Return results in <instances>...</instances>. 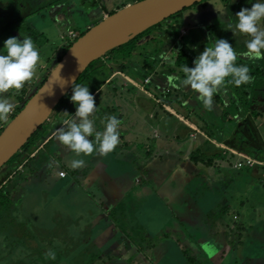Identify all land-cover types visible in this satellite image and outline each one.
<instances>
[{"label": "rangeland", "instance_id": "374dc122", "mask_svg": "<svg viewBox=\"0 0 264 264\" xmlns=\"http://www.w3.org/2000/svg\"><path fill=\"white\" fill-rule=\"evenodd\" d=\"M98 1L105 4L108 0ZM114 1L115 3H113ZM128 1L132 2L134 0H113L109 6L114 5L113 7L116 8L120 4ZM255 2H257V0H249L245 3L244 8H251ZM260 2H264V0H260ZM231 3H233V0H202L182 10L178 14L172 15L171 18L162 21L158 26H151L150 29L139 36L141 39L136 46L140 54L138 56L134 55V57L130 59L131 61L126 68L122 69L124 70L121 71L122 74H119L120 71H117L118 76L112 78V81L108 83L110 85H107L106 82L114 73L110 75L109 72L111 69L115 71L118 70V68L113 60L110 61L109 58L105 57L103 60L105 62L102 66L97 67L95 75L92 76L95 79L99 78V82L101 81V83H99L96 80L100 85V89L103 86L102 97L104 106L101 111L100 108L95 112L98 115L100 111L101 116V120L95 121L96 129L98 131H103L106 122L105 117L115 115L121 120L119 131L122 132L120 138H122V136L126 137V133H137L133 137L140 140L144 138V135L150 138L148 144L152 142V148L149 147V149L144 151L145 156L143 158L147 163L152 161V164H155L157 161V158L154 157L157 153L155 147L160 140L153 135V127L160 126L159 129L157 128V131L160 132L162 129L161 131L164 133L160 136L165 139L164 141H168L169 144L173 145V152H176L178 150V144L184 143L186 139L190 141L189 143L195 144L194 139H190L189 137L185 139L184 134L174 132L170 128H167L174 124L177 127L185 128L187 132L191 131V128L179 119V116L170 112L168 108L172 106L178 112L189 117L191 121H198L199 119L202 121V125L203 123L205 124L204 121H206L208 125L205 124V126L211 129V136H214L218 141H220V138L217 136L219 131L225 130L227 133L226 136L229 139L232 138V141H234L233 145H238L236 147L238 151L254 156L252 157L253 159H256L255 157L264 159V105L258 104L256 106L259 109V113L257 118H255V114L253 117L256 126H258L257 130L259 133H252V131L242 123L243 121L239 120L234 109H231V96L227 97L221 94L218 97L215 95L213 97V110L207 111L197 99L198 94L196 92L190 88L182 87L178 89L172 87L168 82L170 76L179 77L180 79L184 78L182 68L176 64L179 48L185 45L194 52V55H199L208 43L214 42L215 39L223 38V35L216 37L215 35L217 34L214 31L215 29L217 31V26L220 25L221 22L224 20L228 21L227 19L233 17L232 5H229ZM99 6V4L94 5L93 8H95L96 11L93 12L87 7L84 10L77 8L68 10V12L52 13V15L44 10L40 14L27 16L22 23L16 26L14 32L7 33V31V35L0 34V54H6L4 41L13 36L19 39H23L25 36L31 37L39 50L41 62L36 69V74L34 78L28 81L26 85L24 84L21 89L27 91L25 97L30 96V94L38 88L36 85L37 79L40 77L41 79L45 78L47 73L49 74V70H52L56 66L55 56L59 53L61 46L68 45L76 39L70 36L71 32L79 36L81 31L91 27L93 24L95 25L102 19V15L98 12ZM237 23L238 19L237 21L234 20L232 26ZM233 27L235 28V26ZM261 27H264V21L261 22ZM217 33L219 32L217 31ZM238 36L240 38L237 37V35H227L226 40L232 44L233 48L239 54L236 61L237 65L249 66L252 60H249V57L243 54L245 52H242L246 47L238 51L240 46L242 47L244 43L246 45V41L249 40V38L247 35ZM143 57L147 59L150 66L146 71L143 69L144 64L136 62L137 60H135L136 58L142 59ZM165 57H167V59ZM245 60L246 62L243 63ZM99 63L101 62L96 61L94 65H98ZM258 63L262 65L261 70L264 69V59ZM135 72L138 74V78L132 77V74ZM89 74H84V76ZM92 74L93 72L91 75ZM145 78H147L148 81H146ZM87 79L89 81V78ZM176 82L178 83L179 81L177 80ZM258 83L260 86L264 87V80L262 78L258 80ZM33 85L34 87L32 88ZM112 87H114V89ZM231 87L234 90V84H232ZM110 90L115 91L110 92ZM20 91L13 89L3 94V98L9 99L14 104L12 112H14L21 103L19 101L21 96ZM70 96L71 95H68L67 97ZM97 98H99V96H97ZM64 100L53 110L51 118H54V115L61 109ZM234 102L233 99L232 103L234 104ZM243 103L247 104V101ZM167 112L174 114L177 119L174 117L170 119L171 114L169 113L168 115ZM10 118L11 115L9 114L6 122L0 121V127L5 126ZM101 122L103 123V127H99L97 124ZM49 123V120L46 121L42 127L37 130L31 140H36V138L39 137L41 141L49 134V132L52 131V128H50L52 124L49 125ZM222 125H224V127L220 128ZM239 125H242L241 130H246V135H242L240 138ZM138 129H141V131L137 132ZM145 130L148 131L145 132ZM166 133L172 134L166 135ZM248 134L250 135L249 138L247 136ZM191 137H193V134H191ZM155 138L158 141L154 140ZM237 138L240 144L237 142ZM251 139L255 140L252 144L249 143ZM47 141L42 142V144H45ZM243 142L246 143L243 144ZM256 142H259L257 143L258 145H256ZM246 145H248V147ZM37 146L38 145L20 151L22 159L21 164H23V166L20 165L14 169L9 176V179L13 178V180L17 181V185H19L18 192L23 191V194H17V191L14 192L19 198H15L14 201L13 199L11 200V209L9 213L7 212L6 216L0 219V264H107L109 261H112V264H146L147 261H152L153 255L150 253L148 247L144 246V244L139 241L131 248L129 246L124 247L123 245H119L117 249H110L109 256L103 254L105 249L102 247L99 250L103 253L98 251L99 254L102 255L97 256L96 252L99 247H97L95 243L90 242L89 245H84L86 242V235H94L97 231L93 229L92 226H90L88 230L82 229V226H84L87 221L84 214L80 213L76 216L68 215L66 213L68 209L64 206V201H61V199L53 200V186H47L46 183L41 182L36 191L31 194L32 190L30 182H28L31 172H36V175H38L40 170H43L45 173V171L53 170L57 167V164L54 166L56 162L54 160L55 157L48 155L51 154L48 151L49 145L45 147L40 145L38 148ZM219 150L222 152V149ZM223 157L233 164L238 160L237 156H233L230 153L225 154ZM164 164H167V162ZM9 165L10 162L0 169V173L5 168L7 169ZM245 169L246 166L240 170L246 172ZM263 169L264 168H262V170ZM228 170H230L234 177L238 174V172L230 168ZM61 172L66 175L64 169L59 172L60 176H64L61 175ZM81 195L80 193L77 198ZM249 197H257L260 201L258 202L259 209L257 211H248V213L252 215V219L249 218L250 222H256L257 219L260 221L264 220V185H262L259 190H250ZM154 202L155 201L148 202L150 211L159 210L160 203ZM76 203L79 204V207L83 205L79 200H77ZM67 204L69 207H72L74 202H67ZM121 210H126V208L121 207ZM165 210L167 211L166 207ZM127 218V216H121L119 218L120 222L116 224V236L119 238L120 234H123L124 229L129 231L132 235H142L145 228H142L141 223L136 225L137 222H135V225H133L126 221ZM245 218L248 219V215H246ZM152 219L154 221L155 217H152ZM228 219L232 218L229 217ZM113 220L115 221V216ZM131 221H133V219ZM172 222L174 221L171 220L169 224ZM114 226L115 225H110L109 228H115ZM74 227L81 228V230L74 232L72 231ZM253 229H255V225H253ZM182 232L187 236L192 233L189 228L182 227L175 235V238L178 239ZM100 234L105 235V233ZM241 235H243L242 242L244 246H246L247 239H245L244 233L238 235V240H240ZM261 235L264 236V229ZM96 238L97 236H94L93 240ZM117 241L119 242V239ZM229 241L233 243L236 239L229 238ZM193 248L194 246H192L190 250L192 252L195 251V253L192 254V258L195 262H191L194 264H205L203 260L200 259V250L198 248L192 250ZM258 248L259 250L256 249V247L253 248L252 256L257 255L259 259H254L251 264H264V259H260V257L264 255V248ZM127 249L133 250L131 254L128 252L130 256L127 255L128 257L124 259V262L116 261L117 257L113 255L116 252L120 253V251H122L121 253L123 254ZM49 250L55 253V259L46 257V253ZM240 250L242 253L245 251L242 246H238L234 249L231 247L230 251L227 250L228 254L226 258H223L224 260L221 259L222 264H229L232 262L233 259H230V255L233 257L232 251L238 254ZM218 261L219 257H214L213 262L210 264H216ZM238 264H240V262Z\"/></svg>", "mask_w": 264, "mask_h": 264}, {"label": "crops", "instance_id": "0c3cea01", "mask_svg": "<svg viewBox=\"0 0 264 264\" xmlns=\"http://www.w3.org/2000/svg\"><path fill=\"white\" fill-rule=\"evenodd\" d=\"M117 74L115 72L107 80V85H110L108 83L114 76L116 78ZM99 86L93 95L97 109L101 108V111L104 106L103 86L101 89ZM168 109L179 116V119L186 123L191 131L187 132L185 128L174 124L171 127H165L184 134L185 139L188 137L194 139L195 144L189 143L190 141L186 139L184 143L178 144V150L173 152V145L164 141L165 139L160 136L164 133L162 129L160 132L157 131L160 126H155L153 135L160 141L155 147L157 153L154 157L157 161L152 164V161L147 163L143 158L144 151L149 147L152 148V142L148 144L150 138L144 134L141 140L134 138L133 136L137 133H126V137L122 136L118 146L108 154L94 152L91 155L77 157L56 139L57 128L62 126L65 119L74 118V114H70L66 106L62 107L54 118L50 116L49 125L52 124L50 127L52 131L45 140L48 141L37 146L38 148L40 145L44 147L49 145L48 151L51 154L48 155L55 157L54 166L57 164V167L53 170L48 169L49 171L45 173L40 170L38 175L36 172H31L28 181L32 190L31 194L36 191L41 182L46 183L47 186H53V200L64 201L68 215L84 214L87 221L82 229L88 230L92 226L97 230L94 235H86L84 245L87 246L90 242L95 243L99 247L96 252L97 256L102 255L99 254L101 251L99 249L102 247L105 250L101 253L109 256L110 249H117L119 245L131 248L139 241L148 247L153 255L152 261H147L146 264H191L195 262L192 258L195 251L190 250L192 246H194L192 250L195 248L200 250V259L203 262L206 259L203 255L204 251L211 253L217 249L220 254L216 264H222L221 259L226 258L227 250L230 251L231 247L234 249L242 246L243 250L245 249L244 253L241 250L238 254L232 251L233 257L230 255V259L233 261L229 264L239 262L240 264H251L254 259H259L257 255L252 256L253 248L256 247L258 250V247L264 248V236L261 235L264 220L257 219L256 222H250L249 218L252 219V215L248 211H257L260 201L257 197H249V191L259 190L264 185V169L262 170L264 159L260 157L253 159L254 156L244 152L240 154L247 160H244V165L236 166L242 159L233 150L240 151L229 147L222 140L218 141L206 129H200L201 120L191 121L189 117L172 106ZM100 111L98 115L95 113L90 118L94 121L101 120ZM174 114L170 116V119L171 117L177 119ZM97 124L103 127L102 122ZM140 131L141 129L137 130V132ZM219 134L226 136L227 133L221 130ZM156 138L154 140H157ZM219 149L224 150L223 155L230 153L237 156L238 160L233 164L225 157L212 159L211 156L218 154ZM74 158L85 160V166L78 169L70 167L69 161ZM249 158L253 159L251 166L254 163L258 165L254 167L246 165ZM166 162L167 164H164ZM244 166H246V172L240 170ZM229 168L238 174L234 177L228 170ZM62 169L66 171L64 176L59 175ZM80 193L82 195L77 198ZM77 200L83 205L79 207ZM72 201L74 205L69 207L67 202ZM152 201L160 203L158 211L149 210L148 202ZM121 207L126 210L122 211ZM246 215L248 219L245 218ZM121 216H127L126 221L133 225L135 222H137L136 225L141 223L142 228H145L143 234L132 235L124 229L123 234H120L118 238L116 224L120 222ZM152 217H155L154 221ZM229 217L232 219H228ZM170 219L174 221L171 224H169ZM110 225H115V228L110 229ZM182 227L189 228L192 233L187 236L182 232L176 239L175 235ZM79 230L81 228H72L74 232ZM100 233H105V235ZM241 233H244L247 239L246 246L242 242L243 235L238 240V235ZM94 236H97L95 240H93ZM229 238H235L236 241L231 243ZM121 252L113 255L117 257L116 261H124L133 250L127 249L123 254ZM260 259H264V255ZM107 264H112V261Z\"/></svg>", "mask_w": 264, "mask_h": 264}, {"label": "clouds", "instance_id": "9594fccd", "mask_svg": "<svg viewBox=\"0 0 264 264\" xmlns=\"http://www.w3.org/2000/svg\"><path fill=\"white\" fill-rule=\"evenodd\" d=\"M235 16L238 18L235 27L250 37L246 41L247 51L243 54L253 60L264 59V27H261V22L264 21V2L257 0L251 8H241ZM4 49L6 54H0V121L6 122L14 109V104L3 98V94L13 89L20 91L25 83L31 81L41 62V56L33 40L28 36L23 39L14 36L7 38L4 41ZM238 55L228 40L215 39L194 59V67L183 66V79L170 76L168 82L178 89L190 88L198 94L197 99L204 109L212 111L213 97L224 89L226 84L240 87L251 83L253 79L247 65H237ZM61 67L59 65V72ZM145 80L148 81L147 78ZM70 99L76 104V111L74 118L65 119L62 126L57 128L58 142L77 157L91 155L94 152L98 154L112 152L120 142L121 120L115 115L107 116L103 131L96 129L95 121L90 117L98 109L88 85L76 84L74 80ZM85 163V160L76 158L69 161L73 169L82 168ZM46 257L55 259V253L49 250Z\"/></svg>", "mask_w": 264, "mask_h": 264}, {"label": "water", "instance_id": "95a60500", "mask_svg": "<svg viewBox=\"0 0 264 264\" xmlns=\"http://www.w3.org/2000/svg\"><path fill=\"white\" fill-rule=\"evenodd\" d=\"M200 1L202 0H139L127 4L91 26L73 42L43 84L30 94L23 108L0 133V169L50 119L60 100L71 91L73 81L76 82L93 61ZM59 65L62 66L60 72ZM42 80L41 77L38 78L36 85ZM203 255L206 258L204 263L210 264L214 257H219V252L215 250L209 254L204 251Z\"/></svg>", "mask_w": 264, "mask_h": 264}, {"label": "trees", "instance_id": "16d2710c", "mask_svg": "<svg viewBox=\"0 0 264 264\" xmlns=\"http://www.w3.org/2000/svg\"><path fill=\"white\" fill-rule=\"evenodd\" d=\"M110 1L111 2H109L107 9L109 10V13L112 14L117 9H120V8L126 6L127 3H132V2H135V1H139V0H134L132 2L128 1V2L122 3L119 6H117L116 8L113 7L114 5L109 6L113 2V0H110ZM246 2H248V1L247 0H233V3L229 4V5H232L233 17H231L230 19H227L228 21L224 20L223 22H221L220 25L217 26L218 27L217 31L219 33H217V31L215 29L214 32H216V34H217V35H215L216 37L217 36L220 37V36L223 35V39H226L227 35H237V37H239L238 35H240V36L246 35V34H242L241 32H239V30L236 27L235 28L233 27V26H236V24H234L232 26L234 20L237 21V19H238L235 16L236 13L239 12L241 10V8H244ZM113 3H115V1ZM197 3H195V4H197ZM185 9L186 8H184L183 10H185ZM231 19H232V21H231ZM19 21H21V20H19ZM99 21H101V19ZM15 24H18L17 21H15ZM159 24L160 23L156 24V26H158ZM89 28L90 27H88V28L84 29L83 31H81L80 35L77 36V37H80L81 35H83ZM15 29H16V25L13 26L12 31L14 32ZM148 29H150V28H148ZM148 29H146L145 31H147ZM144 32L138 34L137 36H135L134 38H132L128 42H126V43H124V44H122L120 46H117L116 48L108 51L104 56H102V57L98 58L97 60L93 61L87 67V69L79 76V78L77 79V81L75 83L76 84H82V85H88L90 92L93 94L98 89L99 84L97 83V81L99 82V78L95 79L92 76L95 75V71L97 70V67L102 66V64L105 62V61H103L105 59V57L109 58L110 61L113 60L115 62L116 67L118 68V70H115V71H113L112 69L110 70V72L108 71L110 75L115 73V72H117V71H120V72L124 71L122 69L126 68V66L131 61L130 59L133 58L134 55L138 56L140 54L136 45L141 39V38H139V36L141 34H143ZM77 37H76V39H77ZM248 38L250 39L249 36H248ZM75 40L70 42L68 45L61 46V48L59 50V53L57 54V56H55L56 64L61 60L62 56L66 53L68 48L73 44V42ZM244 47H246L245 43L242 45V47L240 46V48H238V51H241ZM246 51H247V48H245V50H242V52H246ZM109 53H111V54H109ZM196 56H198V55L197 54L194 55V52H192L191 49H189L185 45H183L178 50L176 64L180 68H183V66H185V65H187L188 67H191V66L193 67V61L196 58ZM135 60H137L136 62H140V63L144 64L143 65V69L145 71L150 67L149 64H148L149 62L147 61V59L145 57H143L142 59L136 58ZM251 60H252V62H250L249 63L250 65L248 66L250 68V75L253 77L251 83L246 84V85H242V86H240V88L236 87L234 85V87H233L234 90L231 87L232 84H226L225 88L222 89L220 92H218L216 94V96L219 97L221 94L223 96H227V97L231 96V109H234L235 113H237V116H238L239 120H242L243 121L242 123L245 124V126L250 131H252V133L253 132H258L259 133V131L257 130L258 126H256V124L254 122L255 119H254L253 115L255 114V118H257V115L259 113L258 112L259 109L256 106L258 104L264 105V87L260 86L259 83H258L259 79L262 78L264 80V69L261 70L262 65H260V63H258V62H260L263 59H261V60H253V59H251ZM96 61H99L101 63H99L98 65H94V63ZM245 62H246V60L243 61V63H245ZM49 71H51V69ZM89 72H90V74H89ZM92 72H93V74L91 75ZM87 73L89 75L84 76V74H87ZM47 75H48V73H47ZM137 75L138 74H136V72H135V73L132 74V77L138 78ZM46 77L43 78V80L39 83L38 87H40L43 84V82L46 79ZM86 77L89 78V81H88V79ZM99 83H101V81ZM25 85H26V83H25ZM35 90H37V89H35ZM26 92H27L26 90H21L20 91L21 96L19 98V101L21 103H20V105L17 106V108L14 110V112H12L10 114L11 118L7 122V124L16 116L17 113H19V111L23 108V106L27 102L29 96L25 97ZM68 95H72V88H71V91L69 93H67L60 100V102L58 104H60L65 99L64 102H63V106L62 107L66 106V109L69 111L70 114H75L77 106H76V104H74L71 101V99H70L71 96L67 97ZM233 99L235 101L234 104L232 103ZM244 101H247V104L243 103ZM167 113L169 114L170 112H167ZM237 116H236V118H237ZM198 118H200V117H198ZM204 122H205L206 125H208V123L206 121H204ZM7 124H5V126ZM205 124L203 123V125H201L200 129H206L207 131L211 132V129H209V127H206ZM42 125L39 127V129L42 127ZM5 126L0 127V133L3 131ZM223 127H224V125H222L220 128H223ZM241 127H242V125H239V133H240L239 138L242 135H246V130L245 129L241 130ZM36 132L31 136L29 141L23 146V148L21 150L24 151V150H26V149H28L30 147H36V145L44 142L47 139V136L50 135V133H51V132H49V134H47L41 141H40L39 137L36 138V140H31L32 137L36 134ZM217 136L220 138V141L222 140L229 147L236 148L238 146V145H233L234 141H232V138L229 139L227 136H223V135H220V134H218ZM247 136L249 138L250 135L248 134ZM254 141H255L254 139H251L249 141V143L252 144ZM237 142L239 143V139L238 138H237ZM245 143L246 142H243V144H245ZM257 143H259V142H256V145H258ZM246 146L248 147V145H246ZM20 151L17 152L8 161V162H10V165L7 166V169L5 168L0 173V219H1V217L6 216L7 212L9 213V211L11 209V207H10L11 200L13 199V201H14L15 198L16 199L19 198L18 196H16V194H14V192L17 191V194L18 193H22L21 191L18 192L19 185H17V181L13 180V178L9 179V176L12 174L13 170L21 165L22 159H21ZM221 151L222 152H218V154H215L214 156L212 155L211 158L212 159H216V158L223 157L224 156L223 155L224 150H221ZM244 160H247V159L243 158V160H240V162L238 161V164L236 166L240 167V166L244 165V163H245ZM210 161H212V160H210ZM250 164L251 163H249L247 161L246 165H248L249 167H254V166L258 165L257 163H254L253 166H251ZM135 264H139V263H135Z\"/></svg>", "mask_w": 264, "mask_h": 264}, {"label": "flooded vegetation", "instance_id": "af4514ba", "mask_svg": "<svg viewBox=\"0 0 264 264\" xmlns=\"http://www.w3.org/2000/svg\"><path fill=\"white\" fill-rule=\"evenodd\" d=\"M109 2L110 0L105 4L100 3L98 0H0V34L7 35V31V33H11L14 25L17 26L27 16L40 14L44 10L52 15V13L68 12V10L77 8L84 10L89 6L90 11L93 12L96 11L93 6L99 4L98 12H100L103 19L105 16L110 15L107 9ZM15 21L18 24H15ZM249 60L251 59L249 58Z\"/></svg>", "mask_w": 264, "mask_h": 264}, {"label": "built area", "instance_id": "2783aa9c", "mask_svg": "<svg viewBox=\"0 0 264 264\" xmlns=\"http://www.w3.org/2000/svg\"><path fill=\"white\" fill-rule=\"evenodd\" d=\"M70 36H71L72 38H76V37H77L76 33H74V32H71ZM146 81H147V80H146ZM11 113H12V112H11ZM233 152H234L235 154H237L238 156H240L241 158H244L239 152L234 151V150H233ZM245 159H246V158H245ZM248 162H249V163H252V162H253V159H252V158H249V159H248ZM61 175H64V173L61 172Z\"/></svg>", "mask_w": 264, "mask_h": 264}]
</instances>
